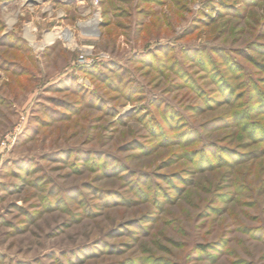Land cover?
<instances>
[{"label": "rangeland", "instance_id": "1", "mask_svg": "<svg viewBox=\"0 0 264 264\" xmlns=\"http://www.w3.org/2000/svg\"><path fill=\"white\" fill-rule=\"evenodd\" d=\"M0 264H264V0H0Z\"/></svg>", "mask_w": 264, "mask_h": 264}, {"label": "built area", "instance_id": "2", "mask_svg": "<svg viewBox=\"0 0 264 264\" xmlns=\"http://www.w3.org/2000/svg\"><path fill=\"white\" fill-rule=\"evenodd\" d=\"M78 58L80 59V62L86 61L83 55H79Z\"/></svg>", "mask_w": 264, "mask_h": 264}, {"label": "bare ground", "instance_id": "3", "mask_svg": "<svg viewBox=\"0 0 264 264\" xmlns=\"http://www.w3.org/2000/svg\"><path fill=\"white\" fill-rule=\"evenodd\" d=\"M31 1H36V2L38 3V2H41V1H43V0H31ZM32 3H33V2H32Z\"/></svg>", "mask_w": 264, "mask_h": 264}]
</instances>
